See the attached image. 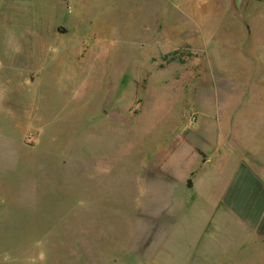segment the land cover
<instances>
[{"label":"rangeland","instance_id":"rangeland-1","mask_svg":"<svg viewBox=\"0 0 264 264\" xmlns=\"http://www.w3.org/2000/svg\"><path fill=\"white\" fill-rule=\"evenodd\" d=\"M53 1L8 0L6 33L24 46L18 38L36 26L55 30ZM86 1L74 20L76 30L81 16L91 22L80 61L66 56L59 88L48 83V136L34 154L47 164L40 197L2 223L0 264H233L202 251L222 207L207 216L209 203L190 195L199 167L188 173L169 158L205 162V116L232 96V77L248 96L239 115L250 113L251 92L264 100V0Z\"/></svg>","mask_w":264,"mask_h":264},{"label":"crops","instance_id":"crops-1","mask_svg":"<svg viewBox=\"0 0 264 264\" xmlns=\"http://www.w3.org/2000/svg\"><path fill=\"white\" fill-rule=\"evenodd\" d=\"M7 2L0 0V229L2 223L16 216L18 204L27 207L40 197L47 164L45 167L39 164L34 154L38 153L42 139L48 136L47 89L49 84L59 88V72L64 68L66 56L71 61L79 60L81 27L91 25L85 17L81 20V16L78 29L74 28V20L79 18L77 5L79 10L91 9L83 5L86 0H54L51 19H56V29L43 33L40 26H36L33 34L18 38L25 42L24 46H19L17 38L10 31L6 33L3 15ZM254 24V19H250L249 25L253 27ZM39 42L42 43L40 47ZM251 55L255 56L252 52ZM222 72H219L220 79L230 84L231 77ZM232 82V96L225 97L222 93L221 102L216 106L211 104L216 110L208 107L210 113L205 118L213 124L211 130L202 131L206 139L202 149L205 162L201 163L196 156L183 158L181 154L170 155L169 159L176 169L188 173H194L199 167L198 179L190 195L209 203L207 214H204L208 216L214 205L222 207L216 217L218 229L209 234L208 243L201 246L202 251H218L216 258H232L233 264H264V100L251 92L250 113L239 115L240 102L246 101L248 96L240 90L239 79L232 77ZM34 88H45L46 92L38 95ZM223 89L230 90L227 83L225 86L219 82L217 90ZM224 99L234 107L232 116L222 113L226 105ZM33 169L37 170V178L27 182L26 172ZM19 173L25 181L20 194L15 181H11ZM197 241L196 237L194 242ZM214 255L201 254L202 258Z\"/></svg>","mask_w":264,"mask_h":264},{"label":"built area","instance_id":"built-area-1","mask_svg":"<svg viewBox=\"0 0 264 264\" xmlns=\"http://www.w3.org/2000/svg\"><path fill=\"white\" fill-rule=\"evenodd\" d=\"M195 120V118L193 117L192 119H191V121L193 122Z\"/></svg>","mask_w":264,"mask_h":264}]
</instances>
